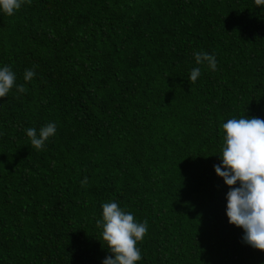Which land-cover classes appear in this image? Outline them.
<instances>
[{
    "label": "trees",
    "instance_id": "16d2710c",
    "mask_svg": "<svg viewBox=\"0 0 264 264\" xmlns=\"http://www.w3.org/2000/svg\"><path fill=\"white\" fill-rule=\"evenodd\" d=\"M194 51L216 70L191 83ZM5 65L27 92L0 99V264H102L110 200L148 222L137 264H264L228 224L213 168L224 122L264 119V7L31 0L0 13ZM50 122L33 149L26 129Z\"/></svg>",
    "mask_w": 264,
    "mask_h": 264
},
{
    "label": "clouds",
    "instance_id": "9594fccd",
    "mask_svg": "<svg viewBox=\"0 0 264 264\" xmlns=\"http://www.w3.org/2000/svg\"><path fill=\"white\" fill-rule=\"evenodd\" d=\"M31 0H0V13L14 16ZM255 6L264 7V0H254ZM189 81L195 83L201 75V65L216 70V57L204 51H194ZM36 76L33 68L26 69L25 82ZM26 93L24 84L17 85L16 74L8 65L0 67V99L12 89ZM220 164L214 165L215 175L228 188L225 215L228 224L242 229L241 243L255 251L264 252V119L258 117L231 118L222 124ZM56 134L55 123H48L38 130L26 129L31 147L42 150L46 141ZM55 166V162H53ZM87 178L81 181L86 186ZM102 212L95 224L99 229L102 246L109 253L102 264H137L142 259L137 246L148 233V222L137 221L134 214L122 208L118 201L110 200L101 205Z\"/></svg>",
    "mask_w": 264,
    "mask_h": 264
}]
</instances>
